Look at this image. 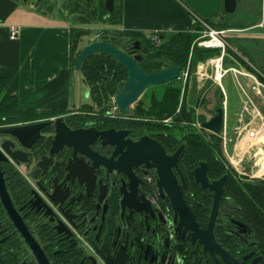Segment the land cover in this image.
<instances>
[{
  "label": "flooded vegetation",
  "instance_id": "1",
  "mask_svg": "<svg viewBox=\"0 0 264 264\" xmlns=\"http://www.w3.org/2000/svg\"><path fill=\"white\" fill-rule=\"evenodd\" d=\"M36 1L42 5L45 0ZM93 1L97 0H90L84 13L80 5L85 0H64L63 5L79 20ZM120 46L129 56L139 55L138 65L140 42ZM107 89L112 107L103 112L79 106L0 125L46 123L34 141L26 138L29 148L16 142L15 149L26 152V162L9 159L2 163L13 207L10 213L21 228L0 202V264H264V198L259 202L246 199H252L253 190L257 195L259 186L264 195V176L238 171L222 155L218 158L224 169L214 174L206 160L184 153L187 132L168 122L171 117H138V100L134 115L116 113L113 95L118 89ZM218 94V106L209 118L221 107ZM89 100L91 91L86 103ZM57 118L69 130L93 127L127 134L112 136L115 144L96 138L85 155L67 143L54 145ZM200 129L195 131L205 132L207 138L218 133ZM60 130L62 140L72 143L66 130ZM143 136L155 140L167 156L183 147L172 167L184 202L180 208L157 185L156 169L126 154L137 149ZM201 163L206 164L205 183L195 174Z\"/></svg>",
  "mask_w": 264,
  "mask_h": 264
},
{
  "label": "crops",
  "instance_id": "2",
  "mask_svg": "<svg viewBox=\"0 0 264 264\" xmlns=\"http://www.w3.org/2000/svg\"><path fill=\"white\" fill-rule=\"evenodd\" d=\"M262 3L263 0H236L235 10L227 13L224 0H121L122 16L116 26L120 30L166 36L198 31L197 19H202L222 29H244L231 37L238 40L241 51L231 44L235 55L226 61L239 68L248 65L246 69L263 80ZM72 15L64 5L50 7L31 1L0 0V76L6 79L5 92L17 97L21 109L60 113L76 109L84 101L80 71H77L80 86L74 91L73 85L76 70L71 62L70 32L80 25L79 20H70ZM13 26L18 28L15 39L10 38ZM81 39L79 50L86 44ZM230 74L236 87V96L232 99L222 84L225 75L220 81L223 99L230 100L228 108L232 105L235 109L240 103L236 113L242 114L245 110L250 113L253 109L264 118L263 108L260 111L245 96L246 93L250 99H261L251 90V80Z\"/></svg>",
  "mask_w": 264,
  "mask_h": 264
},
{
  "label": "trees",
  "instance_id": "3",
  "mask_svg": "<svg viewBox=\"0 0 264 264\" xmlns=\"http://www.w3.org/2000/svg\"><path fill=\"white\" fill-rule=\"evenodd\" d=\"M121 16V0H114L113 13L111 16L107 15L103 7V0H97L93 1L90 9L80 16L79 21L87 23L97 19V21L102 23L118 25L121 21ZM222 26H224V24ZM86 31V29L80 27L71 28L70 51L73 65L75 57L79 52L80 39L86 34ZM166 36H169L167 41H163L159 46H155L149 43L150 40L148 38H145L146 34L139 31H106L103 34L102 41L109 42L116 48H122L120 46L122 43L138 40L143 47L142 58L138 65L145 72L159 71L171 65H179L182 70H185L189 62L188 69L186 68L189 74V71L194 70L199 60L207 56L218 54V50L216 49L192 47L194 38L192 32H178ZM189 55L190 60L188 59ZM80 72L91 91L92 101L91 103L82 104L80 108L82 110L97 108L99 112L111 108L112 104L110 103L107 86H110L113 91H116L122 86L126 80L125 69L108 54L97 53L88 57L83 62ZM185 83H187V79ZM5 85L6 79L0 76V125L24 122L36 119L44 114H56L51 111L21 109L17 97L11 96L5 92ZM187 109H189V111H187ZM177 110L178 113L176 112ZM136 113L137 116L141 118L154 117L157 119H164L171 117L173 119V125L177 127L180 126L187 131V147L184 152L186 155L206 160L211 168H213L212 172L214 174L224 169L223 163L220 158H218L221 156V139L218 133L217 135L210 134L211 137L207 138L204 134L205 132H196L190 124H182V120L193 123V109L186 104V93L185 90L183 92L181 91V87H167L162 97L160 99L152 98L147 107L139 102L136 107ZM198 119L200 122H203L205 121V116L201 114L198 116ZM146 122L148 125H151L150 121ZM171 141L173 142L174 140ZM254 191L255 190L251 191L252 199L246 198L248 202H259L260 199L264 198L261 186H259L257 193L259 197Z\"/></svg>",
  "mask_w": 264,
  "mask_h": 264
},
{
  "label": "water",
  "instance_id": "4",
  "mask_svg": "<svg viewBox=\"0 0 264 264\" xmlns=\"http://www.w3.org/2000/svg\"><path fill=\"white\" fill-rule=\"evenodd\" d=\"M27 1V0H22ZM41 0H37L36 3ZM90 0H85L84 5H80V13H84L86 7L89 6ZM103 7L108 16H111L113 13L114 0H103ZM236 0H224V11L231 13L235 10ZM71 21L77 20V15L73 14L70 18ZM97 53H106L112 58H114L117 63L123 66L126 69L127 78L123 85L117 90V93L113 95V102L116 107V113H127L128 115H134L133 105L141 95V93L150 85L164 84L175 80L181 74L182 68L179 65H171L164 67L159 71L155 72H144L137 65V60H139V55L129 56L122 50L116 48L111 43L106 41L93 40L89 43L84 44L78 54L75 57L74 68L77 71H81L83 62L90 56ZM83 86V99L82 104H85L88 99L90 89L85 81L82 78ZM220 106L216 110V114L211 118L203 121L200 126L209 131L210 133L220 132L223 127L224 122V110H223V101L221 100L220 94H218ZM46 123L40 122L35 124H26L19 126H6L0 128V202L4 209L11 215L13 210L12 203L8 196V193L5 188L4 183V172L2 170V163L8 162L9 159L13 160L16 163L26 162V152L22 149H15L16 142L21 144L23 147L29 148L31 144L26 143V138L30 142L34 141L38 135L39 130ZM56 126V135L54 140V145L61 146L62 143H67L69 146H73L75 151L80 152L81 154L89 155L87 153V148L90 143H92L96 138L103 139V143L115 144L117 142L111 141L112 136L116 137V134L120 137H124L127 134V131H118L115 132L112 129L105 131H97L96 129L86 128V129H76L69 130L65 126L61 118L55 120ZM66 130L68 137L72 138V143L65 142L62 139L61 130ZM115 132V133H113ZM112 133V134H111ZM144 140H148V143L142 144ZM110 141V142H109ZM85 147V150L81 147ZM137 149L129 153L128 148L126 154L131 155L134 158H138V163L145 161V166L153 167L158 173V182L157 185L160 189H163L167 195L170 197L172 204L176 208H180L184 204L179 185L176 182V179L172 173V167L177 165V158L182 151V146H180L175 152L170 156L165 155L162 147L155 141L150 139L147 136L141 137L140 141L135 145ZM85 152V153H84ZM52 153V152H51ZM116 153V152H115ZM114 153V155H115ZM137 163V162H136ZM162 164L165 167H162ZM205 163H201V168L195 170L196 178L199 181H206L205 175ZM201 173V174H199ZM264 182V180H263ZM11 218L14 220V224L20 229V222L16 221L14 215H11Z\"/></svg>",
  "mask_w": 264,
  "mask_h": 264
},
{
  "label": "rangeland",
  "instance_id": "5",
  "mask_svg": "<svg viewBox=\"0 0 264 264\" xmlns=\"http://www.w3.org/2000/svg\"><path fill=\"white\" fill-rule=\"evenodd\" d=\"M31 2L34 3V0H31ZM63 4L64 0H45L42 5H48L50 7L53 5H59L61 7L63 6ZM197 23L199 24V29L198 31L192 32L194 37L192 47L205 48L199 46L198 42L204 31H207V28L203 24L199 22ZM78 24L80 25V28L87 30L86 34L81 39V41H83L84 43H89L93 40L101 41L103 34L106 31H122L116 25L102 23L97 21V19L87 23L79 21ZM207 25L215 30L222 29L209 23H207ZM233 34L239 33L232 32L226 33L224 35V38L228 45L226 46V51L232 56L235 54L230 48L231 44L236 50L241 51L240 46H238V40L231 39ZM145 38H148L150 40L149 43H151L152 45L154 44L155 46H159L161 43H163V41H167L169 39V36L162 37L158 34H147ZM215 56H217V54L207 56L199 60L196 63L194 70L189 71L187 83H185L183 77H181V79H175L164 84H156L147 87L137 100L145 106H148L151 99L160 98L167 87H181V91L183 92L185 90L186 93V104L188 105V107L193 109V123L182 120V124H190V126L195 130L198 129L201 131L198 116L203 114L205 116V120L209 119L210 113H212L214 108L218 106V100L216 97L218 92H221L220 84L218 83V81L214 80V71L210 63V59ZM188 59L190 60V55ZM226 60L227 59H225L224 61L225 66L228 65V62ZM238 60L244 62L240 57ZM188 65L189 62L186 66L187 69ZM241 66L244 67L245 65ZM247 67L248 65L245 66V68ZM73 80L75 81L73 82L74 91H76L80 86L77 70L74 73ZM222 84L227 91L230 99L236 96V87L230 73H227L224 76V78L222 79ZM262 98L264 99V95L261 97V99L251 98V101L254 104L253 106H256L259 110L261 109V107L264 110V103L262 102ZM226 100L227 99H223V109L225 110L223 127L222 130L218 132V135L221 139V155L228 165L237 169L238 171L264 176V118L260 117L259 114H257L256 110L253 109L250 110V113H246V110L242 114H240L241 112L236 113L240 108V101L238 100L239 104H237V107L234 109L232 105L230 108H228L230 100ZM91 102L92 101L89 100V103ZM187 111H189V109H187ZM176 112L178 113V110ZM262 114L264 115V113ZM172 120L167 119L168 122H173ZM183 130L186 131L185 129Z\"/></svg>",
  "mask_w": 264,
  "mask_h": 264
},
{
  "label": "built area",
  "instance_id": "6",
  "mask_svg": "<svg viewBox=\"0 0 264 264\" xmlns=\"http://www.w3.org/2000/svg\"><path fill=\"white\" fill-rule=\"evenodd\" d=\"M262 15L264 16V0L262 3ZM197 22L203 24L207 28V31H204L203 35L201 36L198 42V45L205 47V48H212V49L218 50L217 56L210 59V63L214 71V80L218 81V83L220 84L221 78L226 73H232L234 76L240 75L243 77H247L248 79L251 80V85H250L251 90L254 92L255 95L262 97L264 95V77H263V80H261L255 74L248 71L245 67L239 68V67H235L232 65L225 66V63H224L227 57L232 58L230 54H228L226 51V46L228 45L224 38V35L226 33H232V32L241 33L244 31V29L229 28V29L215 30V29L210 28L207 25V23L202 19H197ZM17 34H18V28L14 26L11 27L10 38L15 39ZM181 77H183V80L186 81L188 77V71L182 70L178 79H181ZM245 96L247 100L249 101L251 100L250 97L246 93H245Z\"/></svg>",
  "mask_w": 264,
  "mask_h": 264
}]
</instances>
